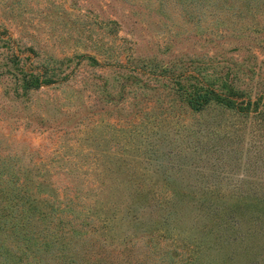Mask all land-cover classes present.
Returning <instances> with one entry per match:
<instances>
[{"label": "rangeland", "instance_id": "rangeland-1", "mask_svg": "<svg viewBox=\"0 0 264 264\" xmlns=\"http://www.w3.org/2000/svg\"><path fill=\"white\" fill-rule=\"evenodd\" d=\"M255 12L214 0H0L1 180H38L75 221L110 219L95 234L116 242L144 236L126 217L130 187L186 188L182 199L218 208L207 263L264 264V21ZM199 82L249 102L247 112L192 113L174 91Z\"/></svg>", "mask_w": 264, "mask_h": 264}, {"label": "trees", "instance_id": "trees-1", "mask_svg": "<svg viewBox=\"0 0 264 264\" xmlns=\"http://www.w3.org/2000/svg\"><path fill=\"white\" fill-rule=\"evenodd\" d=\"M214 5L244 13L253 10L256 11L254 15H261L264 21V0H214ZM243 18L238 21H249ZM174 92L192 113H200L214 105L245 114L250 105L249 102L246 106L232 103L228 97H222L200 82L179 86ZM5 159L0 158V175L6 167L3 165ZM1 178L0 264H180L183 261L185 264H216L207 263L213 258L204 244L207 249L218 244L219 236L217 240L214 236L216 231L220 233L219 226L213 230L210 225L218 217V208L209 200L193 203L182 199L186 188L175 189L168 185L164 191L156 188L158 193L153 190L145 193L141 186L130 187L128 195L133 196L128 213L132 209L133 215L126 217H131L132 228L141 230L144 236L136 241L124 237L116 242L95 234L98 231L95 224L106 225L110 219L99 218L93 225L77 222L70 214L61 212L60 199L41 196L38 180L32 185L29 181L15 185ZM152 193L157 195L158 202L144 203L145 196ZM212 193L203 189L199 194ZM202 211L205 215L200 214ZM162 241H170L168 247L165 245L167 248Z\"/></svg>", "mask_w": 264, "mask_h": 264}]
</instances>
